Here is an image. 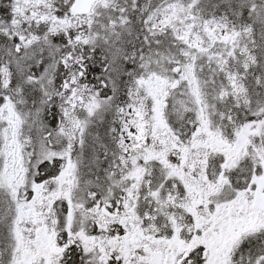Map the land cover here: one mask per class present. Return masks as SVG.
<instances>
[{
	"label": "snow or ice",
	"instance_id": "6c2138e0",
	"mask_svg": "<svg viewBox=\"0 0 264 264\" xmlns=\"http://www.w3.org/2000/svg\"><path fill=\"white\" fill-rule=\"evenodd\" d=\"M0 264H264V0H0Z\"/></svg>",
	"mask_w": 264,
	"mask_h": 264
}]
</instances>
